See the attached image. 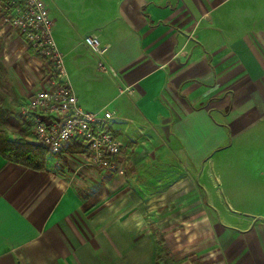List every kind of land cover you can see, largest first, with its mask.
I'll return each instance as SVG.
<instances>
[{
  "label": "crops",
  "instance_id": "crops-1",
  "mask_svg": "<svg viewBox=\"0 0 264 264\" xmlns=\"http://www.w3.org/2000/svg\"><path fill=\"white\" fill-rule=\"evenodd\" d=\"M44 2L65 80L86 110L111 107L123 146L110 172L71 146L43 170L0 155V264H155L160 237L173 264H264V218L217 222L197 183L264 124V0ZM39 63L0 19L14 106Z\"/></svg>",
  "mask_w": 264,
  "mask_h": 264
},
{
  "label": "built area",
  "instance_id": "built-area-1",
  "mask_svg": "<svg viewBox=\"0 0 264 264\" xmlns=\"http://www.w3.org/2000/svg\"><path fill=\"white\" fill-rule=\"evenodd\" d=\"M0 19L24 38L27 48L49 61L53 68L46 86L19 102L17 113L30 128L36 143L55 154L67 146H76L83 165L113 171L123 142L114 135V111L105 104L97 110L83 108L65 80L61 55L51 36L52 22L44 0H0ZM85 43L100 54L98 39L86 35ZM98 66L114 74L101 60Z\"/></svg>",
  "mask_w": 264,
  "mask_h": 264
},
{
  "label": "rangeland",
  "instance_id": "rangeland-1",
  "mask_svg": "<svg viewBox=\"0 0 264 264\" xmlns=\"http://www.w3.org/2000/svg\"><path fill=\"white\" fill-rule=\"evenodd\" d=\"M21 38L25 41L23 37ZM28 51L39 58L40 62L38 67L41 71V84L35 89L37 90L49 83L53 68L50 66L48 69L49 61L46 58H42L30 48ZM20 59L23 60V57ZM17 60L19 61V56ZM0 66V100L5 95L12 98L14 102L11 75L4 64ZM16 106L12 108L10 118L2 123V127L9 137H13L18 129L14 125L16 120L20 126H23L22 132L27 136L30 134L29 126L21 121ZM108 108L111 109V107ZM260 126L261 128L255 127L245 134L242 140L233 138L231 142L233 149L229 147L223 152H216L210 161L201 164L200 169L204 172L198 176L197 180L200 195L206 205L213 206L211 215L217 222L238 223L240 219L251 216L264 218V124ZM227 143H230L229 136ZM47 155L53 154L48 152ZM106 181L108 180L102 179L97 185ZM81 191H83L82 188ZM167 259L169 264H173L168 253Z\"/></svg>",
  "mask_w": 264,
  "mask_h": 264
},
{
  "label": "trees",
  "instance_id": "trees-1",
  "mask_svg": "<svg viewBox=\"0 0 264 264\" xmlns=\"http://www.w3.org/2000/svg\"><path fill=\"white\" fill-rule=\"evenodd\" d=\"M14 105V102L5 95L0 100V155L11 162L22 164L35 170H43L46 168L48 151L40 144L28 140L26 134L22 132L23 126H20L18 122L14 121V125L18 129L14 132L16 134L13 137H9L2 127V123L10 118ZM75 147L71 146V149ZM155 250V264H169L161 237L155 241Z\"/></svg>",
  "mask_w": 264,
  "mask_h": 264
}]
</instances>
